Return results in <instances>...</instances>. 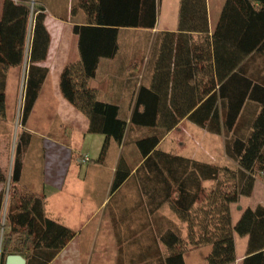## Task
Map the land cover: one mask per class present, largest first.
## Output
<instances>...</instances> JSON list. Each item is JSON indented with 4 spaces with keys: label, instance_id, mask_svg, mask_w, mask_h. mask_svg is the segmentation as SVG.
I'll return each mask as SVG.
<instances>
[{
    "label": "trees",
    "instance_id": "1",
    "mask_svg": "<svg viewBox=\"0 0 264 264\" xmlns=\"http://www.w3.org/2000/svg\"><path fill=\"white\" fill-rule=\"evenodd\" d=\"M81 9L88 25L73 29L79 36L81 59L62 70L61 92L87 118L88 134L106 136L102 155L111 139L123 142L129 126L139 131L136 146L143 161L136 175L151 210L168 204L187 225L186 239L177 231L162 237L170 251L168 264H186V250L203 246L211 247L207 264H234L236 236L248 237L242 264H264V206L242 210L236 223L232 214V206L241 197L252 196L258 177L264 174V0H226L212 34L208 0H181L178 32L154 36L150 87L141 81L146 56L134 65L135 88L142 84L130 123L119 117L118 106L101 102L90 83L101 60L118 54L121 29L156 28L158 0H73V15ZM46 18L45 9L36 3L31 7L4 0L1 121L8 118L9 70L25 68L20 108L23 131L11 176L0 166V264L11 255L23 256L27 264H54L77 235L46 214L43 192L22 185L24 155L32 143L27 127L50 73L40 65L51 44ZM185 120L223 136L226 156L236 167L159 149L165 136ZM61 141L69 143L68 139ZM132 173L133 168L121 158L114 190Z\"/></svg>",
    "mask_w": 264,
    "mask_h": 264
},
{
    "label": "crops",
    "instance_id": "2",
    "mask_svg": "<svg viewBox=\"0 0 264 264\" xmlns=\"http://www.w3.org/2000/svg\"><path fill=\"white\" fill-rule=\"evenodd\" d=\"M14 1L32 4L31 0ZM3 3L4 0H0V20ZM180 3L181 0H158L157 25L153 31L121 29L118 54L114 58L101 60L97 75L90 83L98 91L100 101L118 106L119 117L128 119V123L142 84L135 88L133 72L137 66L134 65L146 56L141 81L144 80L146 86L150 87L153 75L150 58L154 36L163 32H178ZM36 6L45 9L47 15L46 26L51 35V44L47 59L40 65L49 68L50 73L40 92L27 130L32 133V142L34 138L38 139L39 162L36 165L41 174L40 191L46 196V214L77 233L74 240L60 252L54 264H168L170 251L162 237L167 232L177 231L186 239L187 225L168 204L159 210H151L136 175V170L143 161L136 146V141L140 138L139 131L133 132L129 126L123 142L120 144L111 139L108 151L102 155L106 136L93 137L88 134L87 118L78 113L61 92L62 70L81 59L79 36L73 29L75 26L88 25L87 14L81 9L73 15V0H36ZM208 7L212 34L216 25L213 27L211 21L210 0ZM24 68L13 67L9 70L8 118H11V108L13 118L17 113V92L22 90ZM101 75L106 76V79H100ZM51 77L55 79L54 89L50 87ZM52 112L67 123V127L61 128V131L65 130L64 138L63 135L55 138L50 133L41 132L37 125L32 124L38 113L49 117ZM74 119L81 122L80 145L71 136V122ZM185 121L165 136L159 149L175 153L171 146L183 145L179 139L173 141L172 137ZM45 126L49 127L46 121ZM67 136L69 143L65 144L61 140ZM169 142L173 143L168 150L163 149ZM76 155L80 159L76 160ZM85 158L89 159L88 163L83 162ZM121 158L133 168V173L118 190H114ZM73 168L76 173L71 175ZM23 177L24 169L22 180ZM210 251L211 247L208 249L205 246L189 248L184 254L185 262L207 264L206 257ZM236 255L237 261L234 264H242L246 254L238 256L236 251Z\"/></svg>",
    "mask_w": 264,
    "mask_h": 264
},
{
    "label": "rangeland",
    "instance_id": "3",
    "mask_svg": "<svg viewBox=\"0 0 264 264\" xmlns=\"http://www.w3.org/2000/svg\"><path fill=\"white\" fill-rule=\"evenodd\" d=\"M226 0H210L212 7L211 21L213 27L216 25L219 14L222 11ZM31 7H34L36 0H31ZM260 61L258 62V64ZM260 67V66H259ZM143 73V68H142ZM100 79H106V76H100ZM23 81V80H22ZM51 89H54V77L49 79ZM22 88V87H21ZM21 92L20 89L17 92V104L16 110L17 113L15 117H12L13 110L11 108L9 112V116L11 118H7L6 120H0V166L4 170H8L9 177L11 176L13 161L15 158L16 145L19 139L20 134L22 133V128L20 127V108H21ZM80 113V112H78ZM49 117H43L41 113H38L34 118L32 124H35L39 127L41 132L50 133L55 138L65 137L64 132L61 131V128L64 126L67 127V123H65V119L54 115V112L51 113ZM43 121V123H42ZM45 121L47 126H45ZM71 124H73V129L71 130V136H74V140L77 144H81V122L77 119H74ZM48 131V132H47ZM93 135V134H91ZM93 137H96L93 135ZM69 137L67 136L66 139ZM174 139H179L183 145L181 147L172 145L173 142H169L167 145L163 147L165 150H168L170 145L175 153L185 156L196 158L198 161L206 162L210 164H215L218 166H228V167H236V165L226 156L225 153V144L224 137L213 135L211 133L206 132L205 130L199 128L189 120H186L181 126L179 131L176 133ZM171 143V144H170ZM79 144V145H80ZM79 154V153H78ZM31 155V158L29 157ZM38 156H39V145L38 139L33 140L32 145L29 147L27 152L24 155V177L22 180V185L24 187H28L33 192H41V174L38 169ZM30 158V159H29ZM29 159V162H28ZM80 159L79 155H76V160ZM96 160V159H94ZM27 162V163H26ZM76 173L73 168L71 171V175ZM1 189V186H0ZM8 198V196H7ZM80 199V198H79ZM264 206V174H261L258 177V181L256 183L254 193L250 197H241L237 204H234L232 208L233 212V221L234 223L238 222L242 215V210L247 208L255 209L257 206ZM46 206V204H45ZM4 223V219L2 224ZM3 231V230H2ZM3 234H1L0 242ZM237 246L236 251L238 256H243L246 254L247 246H248V237H240L237 236ZM210 249L209 246H205ZM207 249V248H205ZM0 253H1V244H0Z\"/></svg>",
    "mask_w": 264,
    "mask_h": 264
},
{
    "label": "water",
    "instance_id": "4",
    "mask_svg": "<svg viewBox=\"0 0 264 264\" xmlns=\"http://www.w3.org/2000/svg\"><path fill=\"white\" fill-rule=\"evenodd\" d=\"M22 93H23V86H22L21 98H22ZM4 222H5V219H4ZM2 234H3V231H2ZM0 244H2V238H1ZM5 264H27V260L23 256H20V255H11L7 257Z\"/></svg>",
    "mask_w": 264,
    "mask_h": 264
},
{
    "label": "built area",
    "instance_id": "5",
    "mask_svg": "<svg viewBox=\"0 0 264 264\" xmlns=\"http://www.w3.org/2000/svg\"><path fill=\"white\" fill-rule=\"evenodd\" d=\"M83 162H84V163H88V162H89V159H88V158H85V159L83 160Z\"/></svg>",
    "mask_w": 264,
    "mask_h": 264
}]
</instances>
